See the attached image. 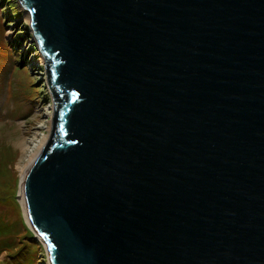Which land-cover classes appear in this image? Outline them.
I'll use <instances>...</instances> for the list:
<instances>
[{
	"label": "water",
	"instance_id": "obj_1",
	"mask_svg": "<svg viewBox=\"0 0 264 264\" xmlns=\"http://www.w3.org/2000/svg\"><path fill=\"white\" fill-rule=\"evenodd\" d=\"M19 2L54 101L20 184L51 264H264V0Z\"/></svg>",
	"mask_w": 264,
	"mask_h": 264
},
{
	"label": "rangeland",
	"instance_id": "obj_2",
	"mask_svg": "<svg viewBox=\"0 0 264 264\" xmlns=\"http://www.w3.org/2000/svg\"><path fill=\"white\" fill-rule=\"evenodd\" d=\"M18 12L20 14L16 15ZM35 38L29 13L22 7L19 0H0V144L12 147L17 156L11 164V176L17 178L16 189L0 190V219L4 223L14 224L20 218V222H24L32 232V235L25 234V230L24 233L22 232L23 244L20 245L26 250H21L17 254L19 259L14 264H47L49 262V254L39 239V234L31 229L32 226L26 219L20 185L22 179L20 166L33 163H30V152L25 153L24 147L26 144L31 146L36 140L42 138L44 132H48L46 144L51 134L54 113L53 95L48 89L44 71L45 60ZM5 42L12 43L18 50L21 48L22 55L23 57L25 55L24 59H26L25 65L30 69L29 78L24 77L21 69H16L18 73L12 72L14 64L19 66V58H17L19 56L18 52L10 49L4 44ZM33 82L36 88L44 87L35 92L31 87ZM47 126L49 130L46 129ZM23 140H27L26 144H22ZM13 194L14 197H12ZM3 195H7V201L2 200ZM7 253L5 251L0 254V261L9 257Z\"/></svg>",
	"mask_w": 264,
	"mask_h": 264
},
{
	"label": "trees",
	"instance_id": "obj_3",
	"mask_svg": "<svg viewBox=\"0 0 264 264\" xmlns=\"http://www.w3.org/2000/svg\"><path fill=\"white\" fill-rule=\"evenodd\" d=\"M18 14L20 13L18 12L16 15ZM4 44L8 45V47L13 51L15 50L13 47H11L12 43L5 42ZM16 69H21V72L24 75V77L25 76L28 77V75H30V69L28 66L25 65V62L19 61V66H16L14 64V68L12 72L18 73ZM34 82L31 87H33V90L35 92L37 90H40L42 87H44V86H40L39 88H36L37 86H35ZM34 97L35 96L33 95V98ZM28 98H30V96ZM16 158H17L16 152L12 147H10L9 145L0 144V190L4 188L5 189L11 188L13 190L16 189L17 178L16 176H14V178L13 175L11 176L12 174L11 164L16 160ZM2 197H3L2 200L7 201L8 199L7 195H3ZM12 197H14V194L12 195ZM13 201L15 202V199H13ZM16 206L18 205L16 204ZM24 230H25V234L32 235V232H30V229L26 226V224L24 222L23 223L20 222V218H18L17 222L14 224L4 223V221L0 219V239H1L0 254L7 251L8 252L7 255L9 256L8 258H5L4 260L0 261V264H14L17 261V259H19V256L17 257V254L20 253L21 250H26L25 247H22L20 245L23 244L22 232L24 233ZM21 257L22 256H20V258Z\"/></svg>",
	"mask_w": 264,
	"mask_h": 264
},
{
	"label": "bare ground",
	"instance_id": "obj_4",
	"mask_svg": "<svg viewBox=\"0 0 264 264\" xmlns=\"http://www.w3.org/2000/svg\"><path fill=\"white\" fill-rule=\"evenodd\" d=\"M48 128L49 127L47 126L46 129H48ZM47 137H48V132H44L42 138L39 139V140H36L31 146H30V144H28V145L26 144L27 140H23V143L22 144H26L25 147H24L25 153L30 152V159H31L30 163L33 162L36 159V157L38 156V152L41 150V148L43 149V147L45 146V141L47 140ZM29 165L30 164H28L26 166L24 164L21 165V166L19 165L21 167L20 168V171H22V179L21 180H23L24 175H25L26 170H27V168H28ZM21 196H22V204L24 206V210H25V214H26V219L28 220V222L32 226L31 219H30L28 213L26 212L27 209H26V205H25V199H24L23 189H21ZM39 239L43 242V244H44V246L46 248L45 250L49 254V251H48V248H47V245H46L45 241L40 236H39ZM48 261L49 262L47 264H51V262H50L49 259H48Z\"/></svg>",
	"mask_w": 264,
	"mask_h": 264
}]
</instances>
